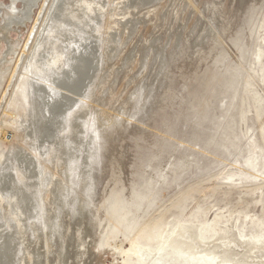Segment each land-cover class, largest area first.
<instances>
[{"label": "rangeland", "instance_id": "1", "mask_svg": "<svg viewBox=\"0 0 264 264\" xmlns=\"http://www.w3.org/2000/svg\"><path fill=\"white\" fill-rule=\"evenodd\" d=\"M25 1L13 0L6 14L20 16ZM95 1L98 61L73 113L86 116L81 137L80 121L71 119L55 128L61 142L46 145L50 118L32 96L40 117L29 143L43 152L37 185L26 175L21 183L40 209L33 228L27 224L30 254L40 243L38 264L53 262L59 251H47L43 233L54 231L61 247L59 229L68 228L73 245L80 228L75 249L68 247L71 264H123L98 245L108 217L127 214L140 232L134 247L149 264H264V0ZM50 3L38 0L30 22L10 32L18 49L0 67L8 72L0 79V127L15 117L32 122V81L14 91L23 52L49 25ZM8 48L1 39L0 62ZM28 125L0 130V173L6 150L28 148ZM66 141L78 146V161L67 160ZM5 208L0 225L17 201L5 198ZM110 242L130 248L122 235Z\"/></svg>", "mask_w": 264, "mask_h": 264}, {"label": "bare ground", "instance_id": "2", "mask_svg": "<svg viewBox=\"0 0 264 264\" xmlns=\"http://www.w3.org/2000/svg\"><path fill=\"white\" fill-rule=\"evenodd\" d=\"M47 1L49 0H46V2ZM139 1L140 3L147 2V0ZM37 2L38 0H26L23 9L20 10V16L18 17H10L7 14L5 15L6 24L4 27H0V40L5 39L9 48L7 54L4 56V60L0 62V67L2 66V63H5V61L8 60L9 56H15L18 49V44L16 45L14 42L9 40L10 32L13 30V28H15L16 31L20 32V29L24 28L27 23L30 22L32 11L33 9H35ZM95 2V0H51V3L47 8L48 11L45 18V21H49V25L47 26L45 23L46 26L43 27L42 30H39L33 42V46L29 51V54L26 55L27 51H24L22 55L26 58L28 57V60H25L27 61L26 66H23L21 69L22 75L16 83L17 87L14 93L16 94V92L21 89L23 85V79H28V83L32 81V83L30 82L31 86L29 87L28 91L29 95L31 96V99L32 96H36V98L38 97V99H40L42 108L50 118L49 123H46L45 121V124L43 123L44 126L42 127L47 126V129L51 130L48 132V134H50V137H48V134L47 137L48 139L52 138L51 140L54 141L55 144L61 142L63 136L62 134L60 137L59 134L61 133L58 134V132L55 131V128H57L58 130L60 126L62 127V124L66 127V124H68L71 119L80 121V124L74 126L82 127V129H79L77 131L79 133V137H81L82 135V130H86L85 128H87V122L85 118L86 116L84 115L83 118H80L81 116L78 117L77 115L75 119V115H73V113L74 111H76V109L74 108L78 100L80 99V96L84 95L87 87V81L89 79V76L91 75V71H94L92 69L94 68L96 64L95 61L97 60L95 58V54L97 48L96 41L98 38L93 35L94 26L92 27L90 25L91 22H96L92 17L95 11V7L93 6ZM116 2L117 4H119L118 0ZM100 4L96 5L101 10V8L104 7L102 5L104 4L101 5L102 7H100ZM44 8H42V10ZM8 10L9 14L13 12V10H11V6ZM19 67L20 65L18 66V68ZM7 73L8 72L3 74L2 71H0V79L2 81L5 80ZM13 98L9 99L10 107H13L15 105ZM34 101L35 98L34 100L32 99L31 103V108L33 111L32 122L29 123L27 121H23L21 117H15L14 120H3V125L0 127L1 131H3L4 129H13L19 131L21 130V125L29 124L27 126V130H29V133L27 135L26 143L28 145V148L14 147L13 149L6 150L4 155L6 156V163L0 173V203L4 202L5 198L17 201L16 210L10 212L11 214L4 216L6 219L11 218V220H16V222L19 223L18 226L22 227L21 230L18 231L17 227L12 226L11 220L7 221L8 225H5L3 223L2 225H0V264H38L39 262V255L37 253H40L41 251L39 250L41 244L34 243L36 252L33 253L32 251V254H30L29 248L33 245L30 243L32 241H29L28 238L29 227L27 224L29 223L30 226L31 224H33V222L31 221L36 219V217L40 213V209L37 199L34 196L30 195L29 192L26 189H23V187L21 186L25 175L28 181H34L33 184L29 185H37L35 183H37V180L40 179L42 175L39 169V157H41V147H43V145H41L40 142L42 141L43 143H45V141L47 140L46 145L50 143L48 142L50 141V139L48 140L44 138L46 140H40L39 144L41 146L37 149H35L32 144L29 143L30 141L32 142L30 138L33 137V130H37V127H35L33 120L34 122L38 121L40 117L37 103ZM8 112L9 110H7L6 114L4 115L8 116ZM52 122L56 123V125ZM92 139L93 137L91 136L90 141L89 139L86 140L88 144H90ZM65 143L66 144L64 147L66 148H64V154L66 155L67 160L69 162H74L76 160L78 161L80 155L78 153L79 149L77 148L78 146L76 145V143H73L72 141H66ZM62 144H64V142ZM82 144L84 145L83 141L81 145ZM53 147L55 146L53 145ZM47 149L48 148H45L44 150ZM20 150L21 152H27L28 155L23 153L19 154ZM87 160L88 159L86 155L82 161L87 164ZM7 210L8 209L5 208V210L0 211V214L1 212H5L6 214V212H8ZM65 218H67V216ZM108 222L109 226L102 234V240L98 245V249H108L112 251L113 255L122 256L124 260L123 264H149V262L143 260V258L139 255L134 247L135 239L140 234V232L137 231L134 226V221L131 218H128L126 214L122 216H109ZM31 228L33 227L31 226ZM59 230L61 231L60 241L63 243H61V247H59L57 243L54 231H46L45 233H43L45 234L43 236L45 239L44 243L46 244L47 251L49 252L53 246L57 247L59 251V253L57 254L54 251L57 255L55 260L51 262V258H49L47 264L72 263L70 261V258L72 260L73 258L68 255V247L71 246L73 249H75V245L77 240L79 239L81 229L79 228L77 229V231L75 230L77 237L73 242V245H70V243H68V228H65V230ZM34 231L37 234L41 232V230L38 228H35ZM64 234L66 237L62 238V235ZM15 235L18 236L19 242L14 244L13 242L17 241ZM121 235L125 238V242L130 243V248L125 249L122 244H120L119 246L111 244L110 241L112 239H117ZM15 249L16 251L13 256L12 252ZM115 263L116 261L114 260L109 264Z\"/></svg>", "mask_w": 264, "mask_h": 264}, {"label": "water", "instance_id": "3", "mask_svg": "<svg viewBox=\"0 0 264 264\" xmlns=\"http://www.w3.org/2000/svg\"><path fill=\"white\" fill-rule=\"evenodd\" d=\"M13 0H0V24Z\"/></svg>", "mask_w": 264, "mask_h": 264}]
</instances>
